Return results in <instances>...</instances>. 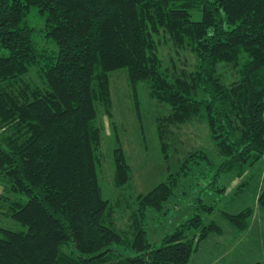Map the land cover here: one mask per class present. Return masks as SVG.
<instances>
[{
  "label": "trees",
  "instance_id": "1",
  "mask_svg": "<svg viewBox=\"0 0 264 264\" xmlns=\"http://www.w3.org/2000/svg\"><path fill=\"white\" fill-rule=\"evenodd\" d=\"M33 6L55 51L34 38L26 20ZM160 32L174 51L189 48L190 69L162 67ZM119 67L169 104L156 117L162 147L168 123L206 118L221 156L206 185L221 173L241 176L264 156V0H0V174L8 191L26 196L10 202L8 213L27 227H0V264H187L198 242L220 230L214 205L203 202L208 215L195 204L160 245L145 228L147 208L161 209L179 174L207 160L199 149L180 171L132 196L123 222L114 217L96 178V120L97 105L110 113L109 72ZM113 155L121 186L130 167L120 146ZM258 201L264 207V188ZM251 212L221 210L237 232Z\"/></svg>",
  "mask_w": 264,
  "mask_h": 264
},
{
  "label": "rangeland",
  "instance_id": "2",
  "mask_svg": "<svg viewBox=\"0 0 264 264\" xmlns=\"http://www.w3.org/2000/svg\"><path fill=\"white\" fill-rule=\"evenodd\" d=\"M190 16L192 19H199L200 11L197 8H192ZM26 20L37 29L34 38L39 46L55 51V43L44 33V15L33 6L30 8ZM159 39L161 40L159 52L163 68H167L169 71L173 70L174 66L176 71V67L180 69L181 66L190 69L194 55L189 48L176 52L173 50L172 43L166 41L162 32L159 33ZM29 76L33 77L38 84H42L41 78L34 71ZM109 77L110 113L105 110L103 105H97L96 122L101 128V143L97 150L100 153V161L95 170L102 196L114 205V217L118 219L117 221L123 222V219L127 218L128 212L134 207L132 196L148 192L160 181L165 180L170 173L174 174L180 171L182 161L191 151L197 149L205 152L207 160L197 159L199 162L192 163L190 172L185 175L179 174L174 193L165 201L161 209L147 208L145 228L152 245H160L164 234L172 231L176 225L193 214L194 206H200L196 210L201 211L202 215H208V213H204L202 202L214 205L211 216L214 221H218L223 218L221 210L228 212L227 209L233 206L239 198L249 200L250 204L257 199L258 196H255L248 187L254 185L253 181L258 174H263L264 167L261 160L264 156L257 161V164L253 165L254 168H258V172H251L249 177L243 180L246 183L242 191L237 192L242 181H239L237 175L233 173H221L216 182L206 185L211 182L212 174L221 160L206 118L189 119L178 124L164 125L167 128V133L164 136L166 144L162 147L163 143L158 134L156 117L167 113L169 104L157 101L150 94L144 81H139L134 86L128 78L126 67L111 70ZM0 136H3L1 129ZM116 146L121 147L131 173L130 180L121 186L114 184L113 153ZM255 172L257 173L255 174ZM7 184L6 178L0 174V227L26 230L25 225L8 213L10 202L15 199L24 202L26 196L20 193H11L6 188ZM222 186L223 188H221ZM117 200L119 203H116ZM250 208L253 213V208ZM256 240H258L257 237L250 240L246 248L242 245L235 256H246L251 252L263 251L264 241L258 243Z\"/></svg>",
  "mask_w": 264,
  "mask_h": 264
},
{
  "label": "crops",
  "instance_id": "3",
  "mask_svg": "<svg viewBox=\"0 0 264 264\" xmlns=\"http://www.w3.org/2000/svg\"><path fill=\"white\" fill-rule=\"evenodd\" d=\"M262 158L260 159H262L261 161L264 167V157ZM257 163L258 162L255 164ZM254 171L258 172V168H254V166L247 168L241 176H237L238 180H245L249 177L250 173ZM257 172H255V174ZM253 183L254 185L248 188L250 191H253L255 196H258L260 191L264 188V170L262 175L258 174L256 176ZM224 191L225 189L223 192ZM249 204V200L239 198L234 202L233 206L227 210L229 213H236ZM250 205V207L253 208V213L251 212L247 219V228L245 231L237 232L222 215V219L218 221L215 220L220 230L210 232L198 242L187 264H257L258 262V264H264V250H260V252H251L246 256H235L237 250H239L242 245L246 248V245L250 243L249 241L253 238L257 237L258 240L256 241L258 243L264 241V207L260 205L258 197L254 202L252 201Z\"/></svg>",
  "mask_w": 264,
  "mask_h": 264
}]
</instances>
